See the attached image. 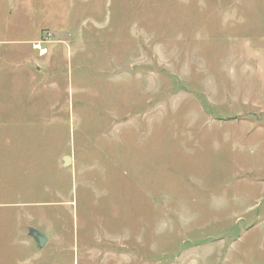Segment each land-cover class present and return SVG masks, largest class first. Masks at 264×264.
Instances as JSON below:
<instances>
[{
	"label": "rangeland",
	"instance_id": "374dc122",
	"mask_svg": "<svg viewBox=\"0 0 264 264\" xmlns=\"http://www.w3.org/2000/svg\"><path fill=\"white\" fill-rule=\"evenodd\" d=\"M30 105L0 264H264V0H0V110Z\"/></svg>",
	"mask_w": 264,
	"mask_h": 264
},
{
	"label": "crops",
	"instance_id": "0c3cea01",
	"mask_svg": "<svg viewBox=\"0 0 264 264\" xmlns=\"http://www.w3.org/2000/svg\"><path fill=\"white\" fill-rule=\"evenodd\" d=\"M33 47H34V44H33L32 48ZM33 49H35V48H33ZM39 55H41V54H39ZM32 92H33V96H34L35 91H32ZM30 101L32 102L33 100H30ZM30 106L31 107L27 110L23 109L22 107L19 108V106L15 109L11 108V109L0 110V130L2 131V133L0 132L1 138H3L2 137L3 131L5 129L14 128L13 125H15L16 122H18V123L23 122L24 123L26 121H29V122L33 123L34 120L37 119L36 118V109L37 108L33 105H30Z\"/></svg>",
	"mask_w": 264,
	"mask_h": 264
},
{
	"label": "water",
	"instance_id": "95a60500",
	"mask_svg": "<svg viewBox=\"0 0 264 264\" xmlns=\"http://www.w3.org/2000/svg\"><path fill=\"white\" fill-rule=\"evenodd\" d=\"M7 2L9 5L11 4V0H7ZM128 69H129V67L125 66V67H122L118 72L119 73L125 72ZM69 162H70L69 157H65L64 158V164L67 165V164H69ZM28 235H29V237H31L33 239L35 247L38 250H41L45 246V244L47 243L48 237L44 233H42V232H40L34 228L28 229Z\"/></svg>",
	"mask_w": 264,
	"mask_h": 264
},
{
	"label": "built area",
	"instance_id": "2783aa9c",
	"mask_svg": "<svg viewBox=\"0 0 264 264\" xmlns=\"http://www.w3.org/2000/svg\"><path fill=\"white\" fill-rule=\"evenodd\" d=\"M36 49L39 51L41 55L45 53V50H42L39 46H37Z\"/></svg>",
	"mask_w": 264,
	"mask_h": 264
}]
</instances>
